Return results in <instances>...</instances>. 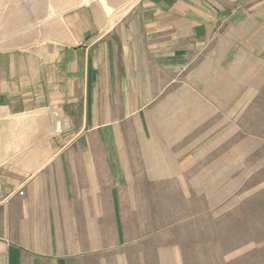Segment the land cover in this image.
Segmentation results:
<instances>
[{"label":"crops","instance_id":"obj_1","mask_svg":"<svg viewBox=\"0 0 264 264\" xmlns=\"http://www.w3.org/2000/svg\"><path fill=\"white\" fill-rule=\"evenodd\" d=\"M157 7L0 38V264H170L162 228L135 207L132 137L114 107L130 92L150 106L167 87L177 105L182 59L189 90L225 82L229 67L240 82L247 65L264 75V0Z\"/></svg>","mask_w":264,"mask_h":264},{"label":"rangeland","instance_id":"obj_2","mask_svg":"<svg viewBox=\"0 0 264 264\" xmlns=\"http://www.w3.org/2000/svg\"><path fill=\"white\" fill-rule=\"evenodd\" d=\"M175 2L186 0H0V38L53 29L61 19L79 30L84 21L105 25L143 3ZM185 61L177 105L167 87L153 91L150 106L130 92L129 106L114 107L115 129L132 137L125 142L135 207L146 226L162 228L170 264L174 253L177 264H264V75L247 65L240 82L229 67L225 82L189 90Z\"/></svg>","mask_w":264,"mask_h":264}]
</instances>
